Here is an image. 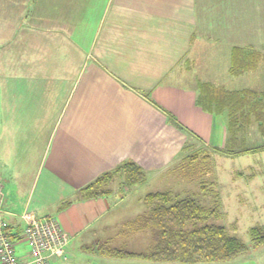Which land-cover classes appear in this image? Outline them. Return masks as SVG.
I'll return each mask as SVG.
<instances>
[{"label": "crops", "instance_id": "0c3cea01", "mask_svg": "<svg viewBox=\"0 0 264 264\" xmlns=\"http://www.w3.org/2000/svg\"><path fill=\"white\" fill-rule=\"evenodd\" d=\"M224 31L231 46L221 75L226 73V82L264 67V0H0V136L7 148L0 158V180L15 182L6 193L2 183V216L19 234L16 252L22 262H30L29 246L20 235L23 217L29 213L40 217L34 210L51 203L46 193H37L49 162L54 174L68 169L72 180L81 182L76 188L81 191L128 162L158 180L170 162L161 164L162 154L155 155L154 149L170 154L173 133L181 152L177 159L232 147L227 116L207 112L197 103L202 82L229 91L252 89L227 88L214 80L211 71ZM238 47L253 48L263 59L255 70L232 76L231 59ZM80 62L82 68L75 70ZM53 63L62 68L55 69ZM202 75L210 80L199 78ZM195 77L198 82L192 85ZM79 92L78 118L65 120L67 107ZM254 122L258 124L253 121L251 126ZM63 126L65 135L58 142ZM187 134L195 142H188ZM37 147L42 155L33 182L28 172L11 175L14 168L4 167L12 156L35 157ZM157 164L160 168H155ZM119 178L121 183L113 187L112 182L108 194L66 195L59 210L48 214L70 236L66 258L58 264H86V257L79 260L80 250H92L89 264L128 258L107 253L124 250L116 242L109 244L122 232L119 198L123 203L134 194ZM149 184L147 178L137 185L140 189ZM146 196L145 210L135 219L149 210ZM256 248L220 262L229 264ZM140 259L142 264H184Z\"/></svg>", "mask_w": 264, "mask_h": 264}, {"label": "rangeland", "instance_id": "374dc122", "mask_svg": "<svg viewBox=\"0 0 264 264\" xmlns=\"http://www.w3.org/2000/svg\"><path fill=\"white\" fill-rule=\"evenodd\" d=\"M222 38L223 39L220 40L219 45L216 47L217 59L215 58V61L213 62L214 67L211 71V73L216 75L217 79L214 80H218L227 85V88H252V90L264 89V67L255 72L246 73L237 79L234 78L230 83L226 82V73L221 77L224 73L223 70L228 66V52L230 50L229 48H231V46L228 45L229 39L226 32ZM251 38H253V36ZM79 49L82 51L81 46ZM79 55H82V53H79ZM45 64L46 63L44 62L43 65L45 66ZM68 64L72 65V63ZM81 64L82 62H80L79 66L75 64L74 69L79 70L80 67L82 68ZM91 64H93V62H91ZM53 65H55V63H53ZM56 65H59L60 69L62 68L60 63H56ZM56 65L55 69H58ZM219 71L220 76L218 74ZM219 77L221 78L219 79ZM197 78L198 77L190 79L192 85H195L198 82ZM199 78L210 80L206 75H202V77ZM81 95V92H79L74 102L67 107V111L69 112L65 114V120H67L68 117L74 118V115L77 116ZM60 102L61 101H59V105ZM22 119H24V117ZM64 123H66V121ZM35 129L38 130L37 128ZM165 134H168V131H165ZM64 135L63 126L56 141L59 142ZM186 137L188 138V142H195L194 139H192V136L187 134ZM22 138L29 139L30 137H26L22 134ZM169 138L172 142L170 154L168 150L163 153L158 150L157 147L154 149L155 155L162 154L159 158V160H162L161 164L163 163L164 165L167 162H170L163 168L164 171L161 172L162 174H160L158 180H155L154 177L150 178V176H152L151 174L148 176L146 175V180L148 178L150 181L148 187L139 189L137 184L129 185L132 187L134 194L127 196V200H124L123 203L119 198V202L121 203L119 204V207L123 208L121 221H119V229L122 230L123 233L121 232L120 237L116 235L114 241L111 239L112 241H110L109 246H114V242H116L117 245L122 246V249H124L123 251H147L153 245V233L151 231L136 233L131 226V222L136 220L135 217H137V214H140V212L145 210V204L142 200V196H146L144 195L145 193L166 192L168 190H171L173 193L182 197L190 196L195 198L209 208L218 205L219 214L217 217L211 218L210 222L225 226L231 235L240 238L244 243L249 245L251 243V229L255 227L264 229V127L262 130L261 126L254 122L252 126H249L243 132L236 133V136L234 137L235 140L231 138L230 145L232 146L230 148L237 152L235 156L226 157L216 150L208 151L209 157L203 156V159L199 160L200 165L195 169L191 167L184 169L183 163L185 159H177L181 155V152H177L176 150V141L178 139L176 133L171 134ZM30 139L28 140V143H31ZM23 145L25 146L24 142ZM202 145H204V143ZM6 149V143L0 136V158H2L1 155L6 152ZM37 150L38 147L36 150H33L34 152H37L33 158L24 159L19 158V155L15 157L12 156L4 167L8 166L14 168L11 175L14 172H18L21 175L24 174L21 173V171L28 172L26 175L29 177V181L31 179L33 182L42 155L40 153L42 152V149L40 151ZM245 150L248 151L245 152ZM16 151H19V149ZM190 152L191 151H188L187 153ZM49 167L50 162L49 165L44 167L37 193H46V196L49 197L47 202L51 203L41 207L39 206V209L37 210H34V207H32V210H34L36 214H39L38 216L40 217H47L50 213L55 214L61 207L60 203L64 199L62 198L63 196L67 195L68 197H72V195L76 194L83 195L82 190H76V188L81 185V182L78 180H72L71 176L68 174V169L54 174ZM155 168L160 167L157 164ZM59 170H61V168H59ZM188 171L193 172L195 175L193 177L184 176V173ZM0 181L6 186L5 193L11 185H15V180L12 181L14 182L13 184L7 182V180ZM202 182H207V184L211 186L207 192L202 190ZM120 183L121 178L117 177L115 181H113V187H117ZM121 187H123V185ZM167 187L170 189H166ZM43 188H45V192L42 191ZM3 189L1 190V196L4 202ZM211 193L218 194L220 199ZM67 200L70 201L69 198H67ZM218 201H220V203H217ZM17 205L19 208L21 207L18 203ZM3 208L4 207H2V210ZM2 218L4 217L2 216ZM198 225L200 226L201 224ZM14 242L15 246L18 247V242L20 241L14 239ZM250 247L253 249L255 247L257 248L239 256L229 264H264V245ZM27 249L29 254L30 249L28 247ZM16 251H19V249L16 248ZM80 252L79 256H81L79 260L86 257V264L92 263V250H90L89 253L82 250H80ZM119 259L124 260H112L107 264H142L141 259L137 257ZM215 264L227 263L215 262Z\"/></svg>", "mask_w": 264, "mask_h": 264}, {"label": "trees", "instance_id": "16d2710c", "mask_svg": "<svg viewBox=\"0 0 264 264\" xmlns=\"http://www.w3.org/2000/svg\"><path fill=\"white\" fill-rule=\"evenodd\" d=\"M262 59L263 55L259 51L238 47L234 51L230 74L239 76L251 72L258 67ZM199 91L197 103L203 110L227 116L230 141L231 138L235 140L236 133L243 132L251 126L253 121H256L263 130L264 92H255L252 89L229 91L209 82L200 83ZM216 151L225 156L237 154L231 148ZM203 156L209 157L207 150L184 158V169L190 167L195 169L200 165L199 160H202ZM194 175L190 171L184 173V176L188 177ZM120 176L128 186L146 180L143 169L136 163L128 162L112 172L100 175L82 190L83 198H95L108 194V187ZM209 187L211 186L207 182H202L204 192H207ZM211 194L220 199L218 194ZM145 203L149 210L131 222V226L136 231H151L153 245L140 254L123 250H107L109 255L140 257L152 262L198 264L227 261L244 253L250 246L264 245V229L262 228L251 229V245H248L240 238L231 235L225 226L210 222L211 218L219 214L218 205L209 208L195 198L180 197L171 192L150 193L145 197ZM5 231L12 239L19 236L18 233L12 232L9 225Z\"/></svg>", "mask_w": 264, "mask_h": 264}, {"label": "built area", "instance_id": "2783aa9c", "mask_svg": "<svg viewBox=\"0 0 264 264\" xmlns=\"http://www.w3.org/2000/svg\"><path fill=\"white\" fill-rule=\"evenodd\" d=\"M2 189L0 181V264H26L17 255L14 239L5 231L8 224L2 218ZM23 220L25 228L20 235L30 249V262L27 264H58L66 258L70 236L56 218H40L29 213L24 215Z\"/></svg>", "mask_w": 264, "mask_h": 264}]
</instances>
